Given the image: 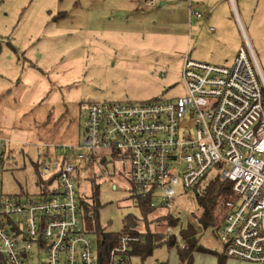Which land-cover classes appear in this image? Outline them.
I'll list each match as a JSON object with an SVG mask.
<instances>
[{
    "label": "rangeland",
    "instance_id": "rangeland-1",
    "mask_svg": "<svg viewBox=\"0 0 264 264\" xmlns=\"http://www.w3.org/2000/svg\"><path fill=\"white\" fill-rule=\"evenodd\" d=\"M143 1L0 0V120L13 128L2 132L21 142L15 145L18 165L3 172L5 192H19L21 187L37 191L36 163L47 160V152L60 156L61 150L54 145L80 142L89 103H142L186 96L180 74L188 47L192 59L212 64V46L232 49L235 45L233 8H227L225 1L211 21L209 0H166L163 5V0L146 5ZM243 1L240 12L264 74V52L260 51L264 0ZM136 7L139 12H132ZM191 8L204 17L192 16ZM211 25L224 33L212 42ZM241 43L248 45L246 40ZM95 155L108 159L104 165L86 166L77 176L84 203L82 219L87 221L86 202L98 206L104 228L121 232L124 215L140 216L130 160H120L118 152L109 148ZM218 174L221 170L214 167L202 182ZM199 209L194 190L178 187L169 211L180 219L176 229L182 224L184 230L192 226L207 248L194 254L193 264H218L217 253L225 255L226 264H259L227 256L217 232L204 228L194 216ZM167 212L162 209L156 214ZM89 234L98 240L96 233ZM160 262L189 264L180 258L176 246L166 244L156 245L148 257L132 258V264Z\"/></svg>",
    "mask_w": 264,
    "mask_h": 264
},
{
    "label": "built area",
    "instance_id": "built-area-1",
    "mask_svg": "<svg viewBox=\"0 0 264 264\" xmlns=\"http://www.w3.org/2000/svg\"><path fill=\"white\" fill-rule=\"evenodd\" d=\"M234 59L220 66L187 53L180 74L186 96L89 103L80 142L56 147L61 155L40 168L47 183L36 195H5L10 141L0 136V264H132V247L145 234H123L105 257L81 216L77 178L86 166L105 164L106 155H95L105 148L130 160L136 196L168 212L178 187L195 190L210 170H221L233 196L217 237L227 256L264 264V74L249 43ZM183 230L166 227L186 248Z\"/></svg>",
    "mask_w": 264,
    "mask_h": 264
},
{
    "label": "trees",
    "instance_id": "trees-1",
    "mask_svg": "<svg viewBox=\"0 0 264 264\" xmlns=\"http://www.w3.org/2000/svg\"><path fill=\"white\" fill-rule=\"evenodd\" d=\"M205 177L199 181L194 190V195L200 207L197 213H194V216L204 228L212 227L214 233H216L218 232V227L226 217L228 211L226 202L233 196V184L231 181L222 179L220 174L215 176V178L206 179L202 182ZM132 185L134 186L133 180ZM97 190L99 192V189ZM135 202L139 208L140 216L137 217L132 213L124 215V227L121 232H113L104 228L99 218L100 209L98 206H93L85 202L86 228L89 233L94 232L98 235V250H100L103 256L106 257L108 255L111 248L117 245L123 234H145L146 236V242L144 244L138 242L132 247L133 250L131 253L133 257H148L153 254L156 245L166 244L168 248L176 246L180 258L189 264H193L195 253L207 251V248L200 243L198 232L192 226L181 231L182 239L187 243L186 248L177 245L176 236H168L166 227L169 223L176 225L180 220L178 216H174L171 212L157 215L156 213H160L164 208L160 205H152L153 201L149 197L137 196L135 197ZM151 216L154 218L151 219ZM162 227L164 228L162 229ZM212 253L214 254L215 252ZM215 255L218 264H226L224 254L220 255L217 253ZM158 264L165 263L160 262Z\"/></svg>",
    "mask_w": 264,
    "mask_h": 264
},
{
    "label": "crops",
    "instance_id": "crops-1",
    "mask_svg": "<svg viewBox=\"0 0 264 264\" xmlns=\"http://www.w3.org/2000/svg\"><path fill=\"white\" fill-rule=\"evenodd\" d=\"M223 1H225V5H226L227 8H229L230 10H231V8H233L234 12H236V16H237V19L239 21V23H238V21L235 19V15H234L233 10H231L232 11V19H231L232 27L235 28L236 34L238 36V38L235 41V45L233 46L232 49H230V46H228V45L224 49L223 48H218V47L215 48V47L212 46V60H213V64L220 65V66H227V65H231L234 62V60H235L234 58L238 54L240 48L244 45V44L242 45V43H241L244 40H246V42L250 44L251 48L253 49V52H254L255 49H254V44L251 41V37L249 36V32H248L247 28L245 27V23H244V20H243V15L240 12L239 3L242 5L244 3L243 0H209L210 21L213 19L216 11L217 12L220 11V9H221V7L223 5V3H222ZM143 3L145 5L147 4L145 2V0L141 4H143ZM164 3H166V0H163V2L161 4L163 5ZM148 4H150V3H148ZM139 9H140V7L133 8L132 12H139ZM191 9H193V8H191ZM123 14H126V11H123ZM203 17H204V14H203ZM203 17H199V18H203ZM223 28H224V26H223ZM210 29H211V42L215 41V39H220L222 34H224V33H222V29L221 28L219 30L218 27H214V26L211 25ZM228 32H229L228 34L230 35L231 31H228ZM225 34H226V32H225ZM254 43H258L257 45L261 44V43H259L257 41H254ZM1 45H2V40H1ZM260 47H261L260 51L263 53L264 52V41H262V44L260 45ZM187 53L190 56L189 47L186 50V52L184 54V57H185V55ZM184 57H183V60H184ZM193 60H195V59H193ZM199 61H201V60H199ZM202 62H204V61H202ZM217 62H222V64H218ZM183 64H184V61H183ZM182 67H183V65H182ZM3 129L8 130V132H11V129H13V128L12 127L11 128L7 127V125H4L3 121L0 120V136L4 137V138H6V139H8L10 141V154H11L10 159H8L5 162L2 174L6 170H8V168L10 170V169L13 168L14 165L15 166L18 165L17 164V158L15 156L16 153H17V151L15 149L17 147L15 145H17V143H21L14 136L5 135L2 132ZM78 142H75V144H77ZM56 146L57 145L53 146V148L55 150H57ZM44 157H47V158L49 157L52 160L53 159L55 160V159L59 158V154L58 155H56V154L53 155V154H50L49 152H47V153L44 154ZM40 160L36 163V165H37V173L39 175L38 178H37V182H36L37 191H35L33 193H30L29 190H26V189L21 187L20 188L21 190L19 192L8 193V192L4 191V193H5V195L7 197H13V196H15V197H28V196L36 195V194H38L39 192L42 191L41 187L43 186V184L45 185L47 183V181H45V179L42 178L41 173H39V172H40V168L43 167V164L46 163V161H48V159L47 160L45 159L44 162H42V160L41 161ZM2 184H3V182H2ZM2 189H3V185H2Z\"/></svg>",
    "mask_w": 264,
    "mask_h": 264
},
{
    "label": "water",
    "instance_id": "water-1",
    "mask_svg": "<svg viewBox=\"0 0 264 264\" xmlns=\"http://www.w3.org/2000/svg\"><path fill=\"white\" fill-rule=\"evenodd\" d=\"M196 193H197V191H196Z\"/></svg>",
    "mask_w": 264,
    "mask_h": 264
}]
</instances>
